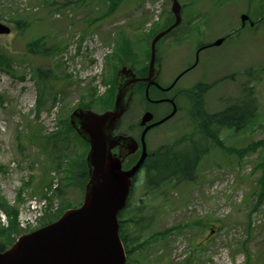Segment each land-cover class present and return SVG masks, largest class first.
Returning <instances> with one entry per match:
<instances>
[{"label":"rangeland","instance_id":"374dc122","mask_svg":"<svg viewBox=\"0 0 264 264\" xmlns=\"http://www.w3.org/2000/svg\"><path fill=\"white\" fill-rule=\"evenodd\" d=\"M179 2L184 8L181 27L200 18L198 24L206 22L211 28L204 41L232 33L223 45L205 51L203 63L207 66L184 84L204 77L211 87L204 99L209 113L241 104L250 96L261 122L227 140L226 145L241 149L264 140V0ZM171 5V0H0V22L12 28L10 34L0 35V54L13 57L12 70H0V202L10 212L8 218L7 210L0 207L1 246H11L20 235L58 218L68 206L82 203L86 182L82 185L72 174L85 166L81 152L87 148L74 133L70 142L62 139L57 146L48 144L47 138L63 124L67 128L68 117L77 106L98 112L111 107L104 97L111 90L115 69L123 64H133L138 70L147 66L151 37L173 20ZM196 12L200 17L194 16ZM243 14L256 24L239 28ZM15 19L30 23L21 28ZM175 33L158 45L163 85L187 61H194L196 39L181 41L175 48ZM43 36L47 46L56 44L58 49L29 53L28 43ZM38 67L50 71L47 80L35 72ZM99 81L104 83L102 91L97 88ZM91 88L97 91L96 97L92 98ZM146 107L139 92L118 132L139 134L136 124ZM152 108L160 116L168 107ZM188 109L183 99L181 112L150 132V152L190 146V137L178 142L193 130ZM230 132L220 135L225 138ZM228 148L214 147L199 162L194 178L173 184L166 195L148 191L145 172L140 173L129 209L121 218L127 220L125 227L132 236L137 230L142 241L149 234L152 238L133 251L131 264H264V201L252 213L254 224L248 229L249 214L259 195L262 169L256 166L264 147L258 146L242 158ZM58 157L61 164L68 163L66 168L57 167ZM48 183L58 185L60 191H42ZM34 201L40 205L36 210L31 205ZM11 217L16 221L13 227ZM131 217L146 219V228L138 229L129 222ZM212 229H216L214 234ZM244 247L251 254L248 262Z\"/></svg>","mask_w":264,"mask_h":264},{"label":"water","instance_id":"95a60500","mask_svg":"<svg viewBox=\"0 0 264 264\" xmlns=\"http://www.w3.org/2000/svg\"><path fill=\"white\" fill-rule=\"evenodd\" d=\"M173 12L175 22L151 42L146 77H138L132 68L123 66L115 79L116 95L112 109L98 113L77 108L70 114L71 125L90 144L87 155L89 181L83 204L67 210L56 222L21 236L11 249L0 252V264H125L126 254L118 234V213L125 208L132 178L147 157V131L173 116L177 108L175 106L168 117L145 128L142 134L143 153L129 170L122 168L123 161L138 150L139 143L132 136L113 135V132L129 107L135 85L147 82L148 97L151 85L156 84L161 68L156 66V45L181 22V7L177 0H174ZM9 32L10 28L0 22V34ZM222 42L223 39H219L215 44ZM153 117L150 111L146 112L141 125ZM115 148H119V155L113 153Z\"/></svg>","mask_w":264,"mask_h":264},{"label":"trees","instance_id":"16d2710c","mask_svg":"<svg viewBox=\"0 0 264 264\" xmlns=\"http://www.w3.org/2000/svg\"><path fill=\"white\" fill-rule=\"evenodd\" d=\"M15 21L19 23V26L21 28L25 27L26 25H28V23H30V21H25V20H23L22 22L21 19L19 20L15 19ZM46 42L47 40L45 36L39 37L38 39H35L34 41L28 43L27 47L31 52L35 53L39 51V53L41 54H47L49 52L56 51L59 47L56 44L47 46ZM12 63H13V58L11 56L0 54V68L5 67L7 70L11 71ZM35 72L45 80H47L50 74L49 70H46L42 67H38L37 69H35ZM145 73H146V69L139 71V74L141 75H144ZM114 79H115V75L110 79L111 90L109 94L106 97H104L105 98L104 100L106 101L110 100L111 104L115 92ZM143 89L144 87H141V90ZM90 92L92 98L96 97L97 91L94 88H91ZM198 106L200 107V104ZM194 122L196 125V129H194L189 133H186L187 136L185 135L180 140H178V142H184L190 137L191 140H189V142L194 147L192 148L186 147L185 149L164 148L156 152L155 155L152 156L151 161L146 164L145 180H146V185L149 189L148 191H152V192L157 191L162 194H166L167 188L172 187L170 183H172L174 180L176 181V179H178L177 182H180L183 180L186 181V179H190V180L193 179L196 170L195 168H197V165L199 164L201 159L209 151H211L212 148L214 147H218L221 149L228 148V146L226 145L227 140L233 139L240 134L248 132L249 130L253 129L257 124H259L261 120H259L257 111L254 107L251 97H246L244 98L241 104H232L213 115H207L202 117H200V115H197ZM66 126L67 128L64 129V124H63L62 127L60 126L58 131H56L54 134L49 136L47 138L48 144H51L52 146H57L58 141H61L62 139L68 140L67 142H70V140H72V137L70 136L72 133H74L73 136H75L79 141H81V143L88 150V144L74 132L68 120ZM223 130H229L231 132L227 137L222 138L220 134ZM197 133H199L200 135L198 140H195L194 135ZM258 146L264 147V140L259 142L249 143L246 147H243L241 149H237L236 147H234L232 149L228 148L227 150L229 152L236 153L242 158L245 154L249 153L252 150H255ZM87 150L84 152V154H82L83 152H81V163H85ZM61 161L62 159L58 157L57 167L66 168L68 163L61 164ZM260 161L261 162L256 166L257 169H262V173L258 179L259 195L254 207L251 210V213L249 214L248 229L252 228L254 224L251 218L252 213L256 212L264 201V155ZM72 175H74L75 177L77 176L79 179H81L83 185V183H85L88 179L86 163L85 166L80 167V171ZM177 182L176 184H178ZM46 186H50V185L47 184ZM41 190L44 191V188L41 187ZM0 207L6 209L10 215V212L8 211L7 207L2 205V202H0ZM12 214L17 220V212L14 211ZM56 218L57 216L55 217V219ZM128 220L129 222H132L134 225L139 226L144 219L143 217L141 218L137 217L136 219L134 217H131ZM12 222L13 221L11 219V226L13 227L15 226L16 221L15 223L13 222V225ZM201 222L198 221L196 223L200 224ZM124 225L125 222L121 221L120 234L126 245L127 252L131 254L133 253L131 252V250L134 251L136 249H142L144 241H147V239L142 241L141 235L136 236L137 239L134 242L137 243L131 245L132 248H130V244L129 242H127L130 233L126 230V227H124ZM244 249L246 251L247 262H248L252 259L251 254L245 247ZM1 250H4V247L0 245V251ZM258 256L260 257V255Z\"/></svg>","mask_w":264,"mask_h":264},{"label":"flooded vegetation","instance_id":"af4514ba","mask_svg":"<svg viewBox=\"0 0 264 264\" xmlns=\"http://www.w3.org/2000/svg\"><path fill=\"white\" fill-rule=\"evenodd\" d=\"M211 13H213V12H211ZM194 16L195 17L199 16V13L196 12ZM199 19L200 18H195V20H197V21L190 23V25H188L187 27L178 28L176 33L172 36V38L176 37V39H175L176 41H175V43H173V44H175L174 45L175 48L178 47V45L180 44L179 42H181V41H187V40H192V39L195 40L196 39V41L198 43L196 44L194 61L193 60L187 61L185 67L173 78V80L168 85H163L162 83H160L161 88L157 87V92H159L158 95H160V96L155 97V98H162V99L165 98V99H168V101L156 103L153 105H156V106L157 105H165L168 108H166V110H164L160 116L157 115V112L154 111L152 106H151V108H148V109L145 108L143 110L141 117L136 124V126L138 128L137 132H139V134L136 133L134 135L135 139L140 144H141V137H142V134L144 132L145 127L151 123H156V122L160 121L161 119L168 117L171 114V112L173 111L174 105H176V107H177V112L175 113V115L179 114L181 112V102L183 99L188 102L189 119H191L197 113L199 104H201V106H202L201 109L203 111H206L204 99L206 98V95L210 91V88H211L210 84L204 79V77H198L192 83L188 82L187 84H184V82L186 81V78L194 75L200 67H202V66L206 67L207 66L206 64L203 63V61H204L203 54L205 53V51L210 50L212 44L214 43V41H212V42L204 41L207 36L209 37L211 35V28L208 27V25H205L206 22H204V21H203L204 22L203 24L202 23L198 24ZM205 29H207V30H205ZM205 31L207 32V34L203 33ZM170 48L173 51V45H171ZM159 51H160V48H158V53H159ZM172 51L168 50V52H172ZM157 65H161V70H160V73L158 76V78H159L162 75V71H163V65L160 62V59H159V61H157ZM206 69H204V71ZM154 88H156V86ZM170 100H173L174 103ZM196 104H198V105H196ZM145 110H151L154 114V118L151 122L147 123L146 125H141V119H142V116H143ZM174 116L168 118L165 122L158 124L157 126H154L150 130H148L146 137H145L146 148H147V152H148V158H147L148 160H150L152 157V156H150V154L152 152H150L149 148H148V135L150 134V132H152L157 127H160V126L164 125L165 123L169 122ZM130 134H132V133L130 132ZM141 151L142 150L140 147L139 150L135 154L126 156L124 161H123L124 168L128 169L132 165H134L137 162V160L139 159V157L141 155ZM113 153L119 155V148L113 149ZM134 159H136V161L133 162Z\"/></svg>","mask_w":264,"mask_h":264}]
</instances>
